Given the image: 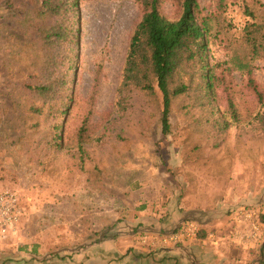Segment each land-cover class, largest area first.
Returning <instances> with one entry per match:
<instances>
[{"label": "rangeland", "instance_id": "rangeland-1", "mask_svg": "<svg viewBox=\"0 0 264 264\" xmlns=\"http://www.w3.org/2000/svg\"><path fill=\"white\" fill-rule=\"evenodd\" d=\"M198 2L213 25L209 60L218 67V106L228 126L218 127L213 118L206 123L203 109L181 111L174 105L168 135L162 133L160 95L153 102L135 91L128 111L116 106L130 40L142 16L139 2L79 1L74 70L65 63L73 101L57 124L48 112L36 116L29 110L39 103L25 87L35 78L39 53L28 32L30 13L0 7V193H17L23 210L17 231L0 241V264L78 260L77 251L100 245L117 231L116 221L131 218L127 204L140 196L139 189L149 194L152 188L159 192L148 196L161 198L157 208L173 201L195 220L210 213L224 221L246 206L260 211L259 242H246L242 227L240 240L224 243L215 226L210 233L216 242L199 238L184 247L189 264H204L200 254L219 247L242 264L264 262V129L257 119L264 113V0ZM20 4L17 0L15 6ZM161 10L170 19L181 14L174 0L163 1ZM242 62L250 72L240 68ZM229 99L237 119L228 111ZM86 119L81 149L78 130ZM54 125L60 126L57 131ZM63 129L57 149L54 136ZM124 233H131L124 237L126 256L144 257L138 234L132 229ZM99 255L91 254L96 260ZM123 258L109 255L108 260Z\"/></svg>", "mask_w": 264, "mask_h": 264}, {"label": "trees", "instance_id": "trees-1", "mask_svg": "<svg viewBox=\"0 0 264 264\" xmlns=\"http://www.w3.org/2000/svg\"><path fill=\"white\" fill-rule=\"evenodd\" d=\"M20 1L21 4L15 6L17 0H0V7L4 6L17 13H30L28 32L39 53L34 63L35 78L25 87L33 97L38 98L39 103L32 104L29 110L36 116H43L48 112L57 124L61 116L68 114L73 101L71 94H67L70 72H65V68L68 64L70 70L73 68L76 58L74 53L80 44V0ZM136 1L141 5L142 16L130 40L123 80L118 89V110L128 111L130 95L138 91L153 102L160 95V119L164 135L171 132V112L174 105L179 106L181 111L203 109L207 114L206 123L213 118L215 125L227 128L228 122L222 120L224 116L218 106V67L209 60L213 25L209 16L203 13L198 0H174L181 7V14L177 19H170L162 13L161 4L165 0ZM249 26L256 29L261 27L259 24ZM253 45L257 48L256 41ZM240 68L250 72L248 64L242 62ZM248 84L259 96L260 91L251 77ZM228 111L231 118H238L230 99ZM257 119L264 129V113L259 114ZM87 121L84 120L78 130L81 149ZM59 127L54 125V131ZM63 139L64 129L61 134L54 136L53 143L57 149L62 148ZM246 208L254 209L248 206ZM260 219L263 222L261 215ZM188 221H194L200 226V231L191 243L198 242L199 238L208 239L210 230L192 218H184L176 228L170 232L164 231L161 235L179 231ZM140 237L145 238L147 235L142 234ZM189 244L178 243L175 246L182 248ZM242 263L237 259L218 264Z\"/></svg>", "mask_w": 264, "mask_h": 264}, {"label": "crops", "instance_id": "crops-1", "mask_svg": "<svg viewBox=\"0 0 264 264\" xmlns=\"http://www.w3.org/2000/svg\"><path fill=\"white\" fill-rule=\"evenodd\" d=\"M152 192L157 194L159 191L153 190L152 188L151 192L148 194L146 192L144 193L143 189H139L136 193H140V196L127 204V207H129L128 211L131 213V218L127 217L128 221L125 220L124 222L116 221V227L113 228L115 230L117 229L116 232L110 237H105L103 241H100V245L98 246L89 244L80 249L76 252L78 260L71 259V261L65 262V264H189L188 260L183 255L184 247H177L175 244L164 245L160 241L162 232H170L172 229L176 228L181 221L186 218L187 212L181 210L182 205L177 206L176 203L173 204V201L169 202L168 200L166 203L161 202V205H159L160 208H157V204H160L159 201L161 198L159 196L149 197ZM119 213L120 211L117 212V214ZM205 215H207V217H205ZM224 218V221H221V219H218L220 221H217L214 215L207 213L202 214L200 218L198 217L197 221H199L202 226H206L210 231L215 226L219 227L217 231L220 233L221 241H224V243L229 244L230 241H236L237 238L240 240L241 238L238 236L241 234L242 227L245 228V226L235 219L236 217L234 215H227ZM229 220H232L233 222L229 224ZM129 229H132L133 234L134 231L138 234L136 237L137 243L142 246L139 252L146 254L150 253V255L148 254L149 256L144 254V257L137 260L135 259L137 257L132 254L126 256V254H128V248L126 247L128 246L124 245L128 240L124 237H127L131 233H124V231ZM107 232H109L108 228L103 235H106ZM142 234H146L147 237H140ZM128 238H131V235L128 236ZM143 239H145V243L138 242V240L142 241ZM62 249L65 250L67 248ZM59 250L60 249H58V251ZM97 251L100 253L99 260H96V257L94 258L91 256L92 252L96 253ZM41 252L45 253L46 249L43 247ZM211 253L206 252L200 254V256L202 255L201 261L203 259L204 264L230 263L231 261H237L238 259L228 252V250L220 247L217 249V252ZM117 254H120L124 258L121 261L116 259L111 262L108 260L109 255L117 256ZM198 261L199 258L197 259V262ZM40 264H47V262H44V259L41 258ZM191 264H194V261Z\"/></svg>", "mask_w": 264, "mask_h": 264}, {"label": "built area", "instance_id": "built-area-1", "mask_svg": "<svg viewBox=\"0 0 264 264\" xmlns=\"http://www.w3.org/2000/svg\"><path fill=\"white\" fill-rule=\"evenodd\" d=\"M23 210L19 206V197L13 191H4L0 193V241L7 239L11 234L17 231L21 221ZM260 211L243 207L236 213V219L244 226L241 236L246 242H257L262 237L263 225L260 219ZM200 226L194 221L186 222L177 232L166 234L160 241L164 245L190 243L195 240ZM209 240H215V235L209 233ZM141 242L145 243V239Z\"/></svg>", "mask_w": 264, "mask_h": 264}]
</instances>
